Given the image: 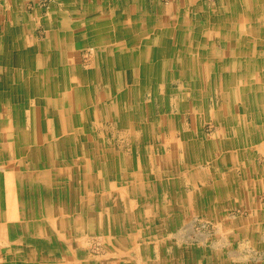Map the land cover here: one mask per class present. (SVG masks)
<instances>
[{
    "label": "rangeland",
    "instance_id": "374dc122",
    "mask_svg": "<svg viewBox=\"0 0 264 264\" xmlns=\"http://www.w3.org/2000/svg\"><path fill=\"white\" fill-rule=\"evenodd\" d=\"M101 1L103 2V0H36V4L32 5L35 7L38 5L43 18L39 20L40 22H35L37 19H35L33 14L29 16L27 19L32 18L34 27L31 25V28L20 30L27 37L24 40L21 39L20 43L25 44L24 41H26V44H28L24 49L13 47L15 51L20 53V56L24 53L25 58L30 57L29 61L24 67L22 62L21 65L16 64L15 61L10 62L9 66L18 69L21 74L15 75L16 77L10 76L8 80L11 85H15L19 90L22 88V78L26 87H31L38 81L42 90L47 88L53 80L52 76L46 75L49 67H51V62L48 63L44 54L51 49L59 50L56 35L61 32L60 29H55L53 24H51L50 28L47 19L52 17V11L57 7H59L58 11L65 12L70 16L72 20L71 26L75 25V30L73 28L74 36L70 42L74 52H76L74 55L76 60H72L70 64L89 71L88 80L90 84L82 87V91L85 92H82L83 96H87L85 101H91V105H95L94 102L100 105L103 102H108V100H113L115 96L117 97L116 100L119 101L118 107L122 108L120 112L125 111L128 113L127 109L130 106L132 114V117L126 120L125 118L128 117L122 114L118 119L117 117H107L100 118L101 121L91 119L90 114L88 119L90 124L85 127L84 131L94 138L93 141L86 144L87 147L94 149L99 144L102 149L97 148L98 151H102L105 148L104 153L101 152L100 154L99 152L97 154V156H100L98 159L96 156L93 157L95 159L94 163L97 164L94 165L93 172L107 180L108 183L113 182L118 186L120 200L118 206L119 214L117 215L119 221L110 219V216H113L115 212L113 193L109 191V200L103 205H98L97 191L95 189L90 192V195L86 192L82 194L79 186H77V189L75 188L77 194L83 195L85 198H95L97 205H94V208L90 210L92 211V217L89 219L86 213L88 210L80 207V199L74 200L70 204V198L67 197L68 194L63 192L60 201H55V203L51 204L53 210L56 211L54 216L56 219L46 220L41 218L38 215L39 213H37V217L27 216L24 220L26 231L20 237L13 236L12 239L14 241L12 240L11 245L4 247V251L8 249L9 252H2L3 246H0V263L264 264V251H259L257 246V241L259 243L261 241L264 242V238L256 236L261 232L264 223L256 219L245 220L247 217L255 216L256 208H251L249 203H244L245 205L240 207H232L229 204L225 199L228 193L231 192V190H227L232 183L229 180L225 184V189L215 188L213 178H210L207 182L206 180L201 181L202 177L208 175L209 165L203 168L198 166L193 169V171L198 169L195 172L198 175L200 173L201 177L197 181L198 183L190 181L193 176L188 173L183 174L179 166L188 163L190 165L193 164L191 163V155L193 154L192 143L188 145V142H186V145L189 146L185 148L186 151L182 145L177 148L172 143L169 144L171 137L174 136L173 130L177 125L181 127L180 130L182 132L175 137H185V140L194 138L193 145L196 148L194 152L200 159H206L210 151H212L213 156H216L215 159L220 160L222 156H225L224 159H226V154H231L229 147L232 144H230V140H224L221 144L217 143L221 138L225 137L222 135L223 126L217 121V118L222 115L227 117L230 114H235V116L242 114L252 119L258 110L256 108H249V110L246 107L240 108L243 105L242 101L239 102L240 106L236 109L234 105H231L232 108L231 106L227 108L225 110L227 114L223 112L220 115L217 112L220 111L219 109L214 111L212 107L209 108L208 101L210 100L211 105H213L212 103H215L214 100L219 98L214 99L210 93H207L210 92L209 87L212 85L209 81H212L213 78L207 75L205 77L200 75L201 72L207 74V68H209L208 59L204 56L198 59V56L191 52H188L191 57L190 60L194 58L196 62H189L193 64L194 69L196 64L197 66L199 65L198 68L200 69V72L199 70L196 71V74L192 77L181 76L178 78L177 74L173 76L175 73L173 66L170 67V72L168 71L166 74L164 66H160L157 61L153 62L155 66H153L151 71V77L144 76L142 70H140L142 72L137 70V77H134L129 75V73L127 74L126 70H123L127 68L128 64L127 61H124L122 64L119 62L123 66L118 67L121 68L119 80L117 77L113 78L110 73L111 70L103 66L108 62H100L96 59L97 46L94 44L84 45V43H90L94 40H92V34L94 33L92 17L103 12L106 13L104 7L98 9L96 6V4H102ZM225 1L163 0V9L165 10V16L172 24L178 20L181 21V18H186L188 14L185 17L184 11H192L191 8L193 12L195 11L192 14L195 15L193 16L194 18L197 17V19L201 18L206 21L211 19V22H207V26H211L207 31L211 35L207 47L215 60L219 62L229 59L228 57L231 53L230 38H227L228 30L225 28L215 29L213 23L215 19L224 16V14L220 13V9H217L220 7L219 4ZM152 2L155 4L154 0ZM121 3L123 4L124 2ZM69 4H72V7ZM68 8L70 12H68ZM205 8H207L209 13L204 12ZM97 9L100 10V13L96 12ZM215 11L219 13H215ZM226 15L229 14L227 13ZM232 15L231 13L230 16ZM64 31H66V34L69 33V29ZM51 38L53 40H50ZM61 50L63 49L61 48ZM74 58L71 57V59ZM1 64L4 65V62H0ZM98 65H102L103 68L97 71L95 67ZM190 67L192 68V65ZM46 69L47 71H45ZM38 70H41L39 75L29 76ZM96 71L101 75L94 77L95 80L93 81V75L95 76ZM138 72L142 73V75L138 74ZM24 75L28 76L24 77ZM54 80L57 81L58 77L54 78ZM62 81H66V79ZM136 84H138L137 87H135ZM118 85L120 86V92L115 89ZM215 86L213 85L212 88ZM111 89H113V93ZM24 90L27 91V89ZM26 91L21 94L0 93V122L2 123L4 120L1 117L3 113L6 115L7 107L5 105L8 104L9 112L7 115L9 116V121L14 123V126L21 127L20 135L22 136L18 138H21L22 142L25 141L27 147H32L35 143L37 145V143L42 142V137L49 134H52L53 137L60 136L63 125H49L48 112L43 109L51 102L50 99L44 100L39 97L36 102L35 93H27ZM64 92L49 94V98L53 95L55 97L63 96V94H66ZM82 93L77 95H82ZM22 94L24 99L21 98ZM45 95L44 93V98ZM232 96V94L228 95L230 98ZM235 97L238 98L240 95ZM228 103L230 104V102ZM107 111L112 112L113 109H107ZM74 113L73 120L77 122V126H80L79 110ZM98 116H102L101 112H99ZM129 120L131 121L130 125L127 124ZM263 122L264 118L259 123L255 122L256 126L254 129L251 127L244 132L245 134L241 135V138H249L245 141L241 139V141L238 140L237 142V148L240 149L238 151L241 152L242 160L246 164L251 165L254 161L264 163V133L260 134L261 136L258 135ZM1 123L0 141L8 142L6 135L3 136V133H6L3 129L4 123ZM235 123V129H238L240 126L238 124H241V122L235 121ZM243 123L245 124V122ZM246 132H248V135ZM216 137L219 139L214 142L213 140ZM66 142L63 139L58 142L60 148H64L62 150L74 149L76 151V148L80 145L77 141L72 144H67ZM209 143H211V148ZM182 152L190 157L186 156V159L182 161ZM167 154L169 156L168 162L165 159V165H161L160 160L162 159L161 157L159 159V156ZM3 155L8 156L7 153H2L0 162ZM149 155H153L154 158ZM180 157L178 166L177 160ZM226 163L227 166L234 165L230 159ZM228 169L226 168V171ZM217 170H219V167H217ZM168 171L170 175H168ZM195 172H192V175ZM215 175L220 178L225 177L224 172L217 171L216 174L214 173V177ZM168 177H177L179 179L180 184L175 185L176 189L174 185L166 184L165 186L163 179L167 180ZM89 185L90 188L93 186L90 182ZM167 186L168 188H164ZM236 186H240V183H237ZM98 192L100 196L101 191ZM204 192L206 193L204 197L202 196V199L195 197L196 195H203ZM175 193L180 195H177L176 198ZM184 194L185 196H182ZM168 198L170 199L169 202ZM179 198H184V203H178L177 205L175 200ZM124 200L126 204H124ZM259 201L264 202V191L255 195L254 204L259 203ZM72 207L74 215L70 216ZM146 207H148L149 211H146ZM28 209H34L33 205L28 206ZM100 209L106 212L103 222L97 221L96 217L93 216ZM228 210L229 213L227 214ZM209 211L213 212V215ZM218 211L219 213L217 214L216 212ZM54 221H59V223L56 224L57 222ZM246 225H252L249 229L251 231L254 229L253 232L256 233L254 236H247L243 233L247 232L242 231L243 228L247 230ZM4 242H7V240H3L2 243ZM16 248L18 249L16 250ZM7 253L9 255H6ZM16 255L24 257L19 259L15 257ZM8 256L12 258L9 259L10 261L8 260L9 262L5 261V257L8 258ZM40 261L41 263H39Z\"/></svg>",
    "mask_w": 264,
    "mask_h": 264
},
{
    "label": "crops",
    "instance_id": "0c3cea01",
    "mask_svg": "<svg viewBox=\"0 0 264 264\" xmlns=\"http://www.w3.org/2000/svg\"><path fill=\"white\" fill-rule=\"evenodd\" d=\"M152 1L153 0H103V2L101 1L102 4H96L98 9L104 7V11L107 14L103 12L102 14L92 17V28L94 31L92 34V40H94L90 43H84V45L94 44L97 46L98 52L96 53V59L100 62H108L103 66H106L108 69H110V73L113 75V78L117 77L118 80L120 78L121 71V68L118 67L122 66L121 64L124 61H127L128 64L127 68H124L123 70H126L127 74L129 73V75H133L134 77H137V70H142L144 76L151 77V71L153 66H155L153 62L157 61L160 63V66H164L166 74L168 71L170 72V67L173 66L175 73H171L173 76L177 74L179 78L181 76L192 77L196 74V71L199 70L200 72V69L198 68L199 65H195V70L193 64L190 63H195L196 60L194 58L190 60L191 57L188 55V52L198 56V59L203 56L207 57L206 59H208L207 61L209 63L207 74H205V72H201L200 75L203 77L207 75L210 78H213L212 81H209L212 85L209 87L210 92L207 93H210L214 99L219 98L218 100H214L215 103H212L213 105H211L209 100V108L212 107L214 111L219 109L220 111L217 112H219L220 115H222L223 112L227 114V111L225 112L227 108H229L231 105H234L236 109L238 106H240L239 102L242 101L243 105L240 108L246 107L247 110H249V108H256L258 112L255 114V117H252V119L249 118V116H243L242 114H236L239 117L235 116V114H230L229 116L227 115V117L222 115L221 117L217 118V121L223 126L222 135L225 136L217 143L221 144L224 142V140H230V144H232L229 147L231 154L227 153L226 159H224L225 156H222L220 160L215 159L216 156L212 155V151L208 153V157L206 158L207 160L200 159V157L194 152L196 150L193 145L195 141L194 138H187L189 140L188 141L185 140V137H175L182 132L180 130L181 127H178L177 125L173 130L174 136L171 137L170 141L168 140L169 144L172 143V145L177 148L181 147L182 145L186 151L185 148L189 147L186 145V142H188V145H191L192 143L193 154L191 155V163L193 164L190 165V163H188L186 165L184 164L183 166L178 165L180 163L181 157L182 161L186 159V156L190 157L188 154L182 152L181 157L177 160V165L181 168V172H183V174H190L193 176L191 177L192 179H190V181L193 183H198L197 181L200 179L201 175L200 173L198 175L197 172H195L198 169L195 171H193V169L198 166L203 168L206 165H209V173H207L208 175L206 177H202L201 181L206 180L207 182L210 180V178H213L215 181V188L225 189V184L229 180V182L232 183L229 185L227 190H231V192H229L225 197L229 204H231L232 207H240L245 205L244 203L251 204V208H256V214L254 217H247L245 220L251 221L256 219L257 221L264 223V202L259 201V203L257 202L256 204L253 202L255 195L261 193V191H264V163L262 164L258 161H254L251 163V165L246 164V162L244 163L241 152L238 151L240 149L237 148L238 140L241 141L242 139L245 141L247 138H249H241V135L245 134L244 132L249 130L251 127L254 129L256 126L255 122L259 123L261 122V119L264 118V0H240L238 3H232V0H224L225 2L220 3V7L218 9L216 8L217 10L220 9V13L224 14V16L214 20L213 23L215 29H227V35L229 36H227V38H230L231 44V53L228 57L229 59L221 60L219 62L215 60L211 51H208L207 47V44L211 39L210 32L207 33L211 26H207V22H211V19L206 21L201 18H194L193 16L195 15L192 14L195 11L193 12V9L191 8L192 11H184L185 17L186 14H188L186 18H181V21L178 20L172 24V22L164 14L165 10L163 9V0H154L155 4ZM121 2L124 3L122 4ZM32 4H36V0H0V62H4V65H0V93L21 94L26 91L24 89H27V93H35L36 102L39 97L40 99L42 98L44 100L50 99L51 102L47 104L46 107H43V109L48 112L47 119L49 120V125H63L61 132L58 131L60 132V136L53 137L52 134L44 136L48 137L47 139L51 140L55 146L57 145V140L59 138L60 140L63 139L65 142L67 141V144H71L72 141L84 143L85 141L82 140L83 137H86L87 139L93 138L92 135L84 132L85 127L90 124V121L88 120L90 118V114L91 119H97L99 121H101L100 118L107 117H117L118 119L122 116V114L125 117H128L125 118V120L132 117L130 106L127 109L128 113L125 111L120 112L122 108L118 107L119 101L116 100L117 97L115 96L113 97V100H108V102H103L100 105H98L96 102H94L95 105H91V101H85L87 96H83V93L85 92L82 91V87L86 86V84H90L88 80L89 71H85L83 68H79L78 66H73L70 64L72 60H76L74 58L76 52H74L73 46L70 42L74 36L73 28L75 25L71 26V17L65 12L63 13L60 10L58 11L59 7L53 10L52 17H50V19L48 18L49 20L47 19L50 28L51 24H53L55 29L58 28L61 30V32H58L56 35V42H58L59 50L57 51L55 49H51L47 51L46 54H44V57L48 63L51 62V67H49L48 71L47 69L45 70L47 71L46 75L52 76L53 81L49 83L47 88H43V90L41 88V84H39L38 81L31 85V87H26L24 86V79L22 78V88L20 90L15 85H11L9 83L8 78L10 76L16 77L21 74L18 69H15V67L13 68L12 66H9L10 62L15 61V63L19 65H21L22 62L24 67L30 58H25L24 53H22L20 56V53L13 49V47L24 49L28 44H26V41H24L25 44L22 42L20 43L21 39L24 40V38H27L26 34L21 33L20 30L23 28H31L32 26L34 27V25H32V23H34L32 18L27 19L32 14L35 19H37L35 22L43 18L38 5L35 7ZM69 5L72 7V4ZM233 5L236 6L235 9L232 8ZM98 9L96 12L100 13V10ZM205 9L206 10H204V12L209 13L207 8ZM67 10L70 12L69 8ZM216 12L218 11H215V13ZM237 12H241L242 16V19L239 21H237L235 17ZM196 13L198 14V12ZM227 13L229 15H226ZM231 13L233 14L232 16H230ZM67 29H69V33L66 34V31L64 30ZM100 32L101 34L99 35ZM103 33L105 34L104 36ZM101 39L103 40L100 41ZM50 40L53 39L51 38ZM61 48L63 50H61ZM71 57L74 59H71ZM119 62H121V64ZM137 62H139V64H137ZM191 65L192 68L190 67ZM103 66L98 65L95 68L98 71L101 70ZM40 71L41 70H38L33 75L29 76L39 75ZM97 71L96 74L94 73L95 76L93 75V81L95 80L94 77L101 75ZM140 72H138V74L142 75ZM25 76L28 75H24V77ZM57 77L58 80H54V78ZM63 79H66V81H62ZM213 85L216 86L212 88ZM137 86L138 84L135 85V87ZM115 89L120 92L119 85L115 87ZM111 90L113 93V89ZM61 91H65L64 93L66 94H63V96L60 97H55L53 95L49 98V94L61 93ZM44 93L46 94L45 98ZM78 93H82V95L78 96ZM230 94L233 95L231 98L228 97ZM239 95L240 97H235ZM23 96L24 95L22 94V99H24ZM6 98L8 97L6 96ZM228 102H230V104ZM8 106V104L5 105V107H7L6 115L3 113L1 119L4 120L2 123H0H11L14 125V123L9 121V116L7 115L9 112ZM35 108H37V106H35ZM107 109H113V111L110 112L107 111ZM78 110L80 115L78 117L82 126H77V122L73 120L75 114L74 112H77ZM99 112L102 114L100 117L98 116ZM235 121L241 122V124H238V126L240 125L238 129H235ZM34 122L36 123V121ZM243 122H245V124ZM127 124L130 125L131 121L129 120V123ZM263 125L264 122L258 131L259 136H261L260 134L264 133ZM248 132H246L247 135ZM3 136H5L4 133ZM20 136L22 135L14 136L16 141L15 146L18 150H20L18 147L19 144L22 147H26V143L24 141L22 142L21 138H18ZM44 137L41 138L42 141L44 140ZM69 137L72 139L73 137L76 138L70 141L71 138L69 139ZM218 139L219 138L216 137L213 141L216 142ZM260 139H262V137H260ZM6 140H8L7 136ZM0 144L6 145L8 143L0 141ZM39 144H41V142L37 143V145ZM37 145L36 143L35 145H32L35 147L34 150H32L33 153H36V151L39 153ZM209 146L211 148V143H209ZM14 147H11V149L0 150V156L2 153L8 154V156L3 155L0 162V219L2 223L1 225L3 226L0 227V246H3L1 249L2 252H9L8 249L4 251V247L6 248L7 246L11 245L10 243L13 240V236L20 237L24 233L20 229L18 222L22 220L23 216H28L31 210L34 214L33 216H37V213H39L38 215L41 218L46 220L52 218V220H55L56 218H54V216L56 211L53 210L51 204L55 203V201H60L63 192L68 194L67 197L70 198V204H72L74 200L80 199V207H82V209L88 210L86 213L90 219L92 217V211L90 210L94 208V205H97V203L95 198H85L83 195L77 194V186H79V190L82 194L83 192H86L90 195V192L95 189L97 191L96 198L98 199V205H103L107 200H109V191L113 193L115 212L113 216H109L111 220L119 221V217L117 215L119 214L118 206L120 200V197L118 196V186L113 182L108 183L107 180H104L102 177H100V175H96L93 172L94 165L96 164L94 163L95 159H93V157L96 156L98 159L100 156H97V154L99 152L100 154L101 152L104 153L105 150V148H103L102 151L97 150V148L102 149L101 145L98 144L97 148L94 149L89 148L86 145L85 147L87 149L78 147L79 149L76 148V151L74 149L68 148H66L68 150H62L64 148L54 150L57 149V147L54 148L50 155L54 156L55 160L58 161V164L55 165V167L58 169L55 175H53V172L48 173L49 180L47 181H49V183L38 181L37 178L40 173H35L37 170L36 168H32L31 171L27 169L28 166L22 167L20 165L21 160L16 156V150ZM149 156L154 158L153 155ZM160 157L162 159L160 160L161 165H165V159L168 162V154L159 156V159ZM222 159L224 160L222 161ZM229 159L234 165L227 166L226 161ZM27 163H29V160ZM217 167H219V170H217ZM226 168L229 169L226 171ZM39 169L40 168H38V171ZM217 171L224 172L225 177L220 178L216 175L214 177V173L216 174ZM192 172L195 173L192 175ZM168 175H170L169 171ZM7 176L10 177L9 190H7L8 188L6 185H4ZM21 178H25L27 185L24 183L22 187ZM174 178L168 177L167 180L163 179L165 186L166 184H170L174 185L175 188V185L180 184L179 179L177 177ZM28 179H33V181L29 182ZM89 182L93 184L91 188ZM31 183H33L32 186ZM237 183H240V186H236ZM22 188L25 190L24 193L22 192ZM164 188H168V186ZM204 188H206V186H204ZM238 190H240L239 193ZM98 191H101L100 196ZM205 193L206 192L199 196L196 195L195 197L202 199V196L204 197ZM175 194L176 198L177 195H180L179 193ZM182 196H185V194ZM169 201L170 199L168 198V202ZM175 201L177 202V205L178 203L183 204L184 198H179ZM47 204H49V206L52 208V213L48 215L44 214L45 205ZM124 204H126L125 200ZM30 205L36 207L34 209H28V206ZM134 205H136V203H134ZM146 211H149L148 207H146ZM210 213L213 215V212ZM216 213L218 214L219 211ZM228 213L229 210L227 211V214ZM73 215L74 209L72 207L70 216ZM93 216L96 217L97 221L103 222V219L106 217V212L100 209ZM58 223L59 221L56 224ZM15 224L19 229H16ZM246 226L247 230L243 228L242 231L247 232L243 233H245L247 236H254L256 234L253 232L254 229H252V231L249 229V227L252 225ZM51 229L54 230L53 228ZM256 236L264 238V227H262L259 235ZM3 240H7V242L2 243ZM257 246L259 247V251H264V242L261 241V243H259L257 241ZM18 248H16V250ZM6 255L9 254L7 253ZM15 257L20 259L22 256L16 255ZM9 259L12 258H9V256L8 258L5 257V261H8ZM39 263H41V261ZM53 264L62 263L53 262Z\"/></svg>",
    "mask_w": 264,
    "mask_h": 264
},
{
    "label": "bare ground",
    "instance_id": "6f19581e",
    "mask_svg": "<svg viewBox=\"0 0 264 264\" xmlns=\"http://www.w3.org/2000/svg\"><path fill=\"white\" fill-rule=\"evenodd\" d=\"M240 0H232V3H238ZM232 8L233 9H235L236 8V6L235 5H233L232 6ZM235 17H236V20L237 21H239V20H241L242 19V16H241V12H237V14H235ZM182 63V62H181ZM129 125V124H128ZM3 129H4V131L6 132L5 133V135L8 137V142H6V141H4L5 143H8V144H6V145H3V144H0V150H2V149H11V147L13 148L15 145H16V141H15V138H14V136H16V135H20L21 133V127H19V126H14L13 124H11V123H5V124H3ZM82 137V136H81ZM80 137V138H81ZM48 137H44V140L41 142V144H39V145H37V148L39 149V153H37V151H36V153L34 152H32V150H34V146H32V147H27V145H26V147H22L20 144H19V149L20 150H18L17 148H16V146L14 147V149L16 150L15 152H16V156L18 157V158H20V165L22 166V167H27V169H29V170H31L32 171V168H36L37 170H36V172L35 173H40V175L38 176V181H41V182H44V183H49V181H47V180H49V177H48V173H51V172H53V175H55L56 173H57V169L58 168H56L55 167V165H57L58 164V161H56L55 160V157L54 156H52V155H50V153H52V150H53V147L54 148H56L57 147V149L56 150H59L60 149V146H59V141H61L60 140V138L57 140V145L55 146V145H53V143H52V141L51 140H48L47 139ZM68 138V137H67ZM71 137H69V139H70ZM76 137H73V139H75ZM30 139H32V138H30ZM72 138L70 139V141H72L73 140ZM28 140V139H27ZM68 140V139H67ZM82 140H84L85 142L84 143H81L80 142V145L78 146L79 148H81L82 147V149H85L86 147V144L87 143H89V142H91L92 140H94V138H86V137H83V139ZM25 142V141H24ZM26 143V142H25ZM73 143V141L71 142V144ZM21 147H22V149H21ZM89 148H91V147H89ZM87 149V148H86ZM18 151V152H17ZM57 159V158H56ZM28 160H29V163H27L28 162ZM58 160V159H57ZM27 163V164H26ZM24 164V165H23ZM85 166V165H84ZM84 166H80V167H84ZM38 168H41V169H39V171H38ZM29 180V182L30 181H33V179H28ZM0 181H1V177H0ZM21 183H22V187H23V184L25 183L26 185H27V182H26V180H25V178L24 179H22L21 178ZM4 182V181H3ZM9 184H10V177L9 176H7L6 177V179H5V183H4V185H6V187L8 188L7 190H9L10 189V186H9ZM32 184L33 183H31V186H32ZM24 189L22 188V192L24 193ZM37 195V194H36ZM38 196V195H37ZM9 197H10V194H9ZM0 198H1V195H0ZM9 199V198H8ZM0 201H1V199H0ZM34 208L36 207V206H33ZM52 213V208L49 206V204H47V205H45V211H44V214H51ZM0 214H1V210H0ZM43 214V215H44ZM34 214L32 213V210L30 211V214L28 215V217H31V216H33ZM1 217V216H0ZM26 217L27 216H23L22 217V220H20L19 222H18V224H19V227H20V229L22 230V232H25L26 230H25V225H24V220L26 219ZM34 217H37V216H34ZM30 220V219H29ZM32 220V219H31ZM2 223H1V219H0V227H3L2 225H1ZM15 227H16V229H19L18 227H17V225L15 224ZM1 232V231H0ZM24 257V256H23ZM23 257H21L22 259H23ZM34 259V258H33Z\"/></svg>",
    "mask_w": 264,
    "mask_h": 264
}]
</instances>
